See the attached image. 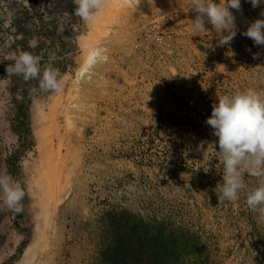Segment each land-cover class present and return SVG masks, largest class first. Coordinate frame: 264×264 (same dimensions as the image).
<instances>
[{
    "label": "rangeland",
    "instance_id": "374dc122",
    "mask_svg": "<svg viewBox=\"0 0 264 264\" xmlns=\"http://www.w3.org/2000/svg\"><path fill=\"white\" fill-rule=\"evenodd\" d=\"M241 4L230 9L236 36L220 45L211 25L192 32L190 0H105L88 24L73 0H0V77L24 50L64 84L58 94L39 78L0 84V174L25 191L16 208L0 203V264H24L29 248V264H115L116 231L141 221L161 225L172 264H264L258 211L243 192H215L218 138L206 124L218 96L264 89V45L241 34L264 4ZM193 98L207 116L187 106Z\"/></svg>",
    "mask_w": 264,
    "mask_h": 264
},
{
    "label": "clouds",
    "instance_id": "9594fccd",
    "mask_svg": "<svg viewBox=\"0 0 264 264\" xmlns=\"http://www.w3.org/2000/svg\"><path fill=\"white\" fill-rule=\"evenodd\" d=\"M73 2L75 15L85 24L96 20L105 4V0ZM247 2L254 8L264 4V0ZM230 9L242 12L241 0H190V10L195 13L191 20L192 32H207L206 25H211L220 31L219 44H229L237 34L236 17ZM241 34L251 38L255 45H264V19H255ZM36 44L35 38L29 41V47L34 48ZM253 55L255 58L258 54ZM98 58L105 57L99 55ZM10 59L12 63L6 64L7 75L0 77V84L11 76H22L26 81L39 78L41 90L57 94L62 91L63 77L51 64L42 70L40 58L24 50L13 53ZM206 124L218 138L215 142L218 145L217 167L222 176V182L218 181L215 187L218 199L235 201L243 192L247 206L258 211L264 220V89L247 88L218 96ZM199 150H203V144L199 145ZM246 173L259 178L258 186L249 188L246 185ZM24 196L25 191L17 181L8 174H0V203L16 208Z\"/></svg>",
    "mask_w": 264,
    "mask_h": 264
},
{
    "label": "trees",
    "instance_id": "16d2710c",
    "mask_svg": "<svg viewBox=\"0 0 264 264\" xmlns=\"http://www.w3.org/2000/svg\"><path fill=\"white\" fill-rule=\"evenodd\" d=\"M22 117V119L25 121L27 118L25 111L22 112ZM138 222H140V220ZM140 225H143V227L146 229L144 236L140 233ZM146 226L147 225L141 221V223H138V225L128 231H116L119 252L116 254L118 259L115 258V264H118L119 258H121L122 261L120 262H122V264H128L131 259H134L130 257L135 256L147 258L150 257L153 261H155L156 264H172L170 261L172 258V250L169 248L171 245V239L163 237L161 225ZM186 237L187 235L181 236L179 244L182 253L185 252L187 254L189 252L187 246L190 243L191 238L190 236L187 238ZM179 257L180 256H178V261ZM177 264L181 263L177 262Z\"/></svg>",
    "mask_w": 264,
    "mask_h": 264
},
{
    "label": "bare ground",
    "instance_id": "6f19581e",
    "mask_svg": "<svg viewBox=\"0 0 264 264\" xmlns=\"http://www.w3.org/2000/svg\"><path fill=\"white\" fill-rule=\"evenodd\" d=\"M94 57H95V54H93V53H91L90 55H89V58H88V60H87V62H86V65H85V69H86V67H89L90 66V64H92V62L94 61ZM85 69L84 70H82V71H85ZM82 73V72H81ZM31 253V250H30V248L28 249V250H26V253H25V256H24V260H23V263L24 264H29V261H30V254Z\"/></svg>",
    "mask_w": 264,
    "mask_h": 264
},
{
    "label": "built area",
    "instance_id": "2783aa9c",
    "mask_svg": "<svg viewBox=\"0 0 264 264\" xmlns=\"http://www.w3.org/2000/svg\"><path fill=\"white\" fill-rule=\"evenodd\" d=\"M187 106H189V107L192 108V109H195V108H196V109L198 110L200 116H202V117H205V116L208 115V112H207L205 109H203V108H198V103H197V101H196L195 98L190 99V100L188 101V103H187Z\"/></svg>",
    "mask_w": 264,
    "mask_h": 264
}]
</instances>
